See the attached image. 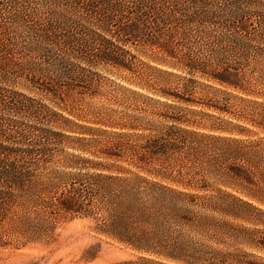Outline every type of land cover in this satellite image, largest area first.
I'll return each instance as SVG.
<instances>
[{
	"label": "trees",
	"instance_id": "16d2710c",
	"mask_svg": "<svg viewBox=\"0 0 264 264\" xmlns=\"http://www.w3.org/2000/svg\"><path fill=\"white\" fill-rule=\"evenodd\" d=\"M226 30L235 44L244 30L263 32L264 0H0V248L7 238L47 240L60 219L80 215L96 220V233L136 253L116 264H235L237 254L211 244L225 225L211 214L221 197L192 190L200 181L209 186L208 170L190 167L203 157L199 141L178 133L140 146L138 172L102 163H93L94 172L47 171L58 134L39 125L49 107L15 90L13 80L25 74L32 87L61 92V81L83 69L80 59L115 61V41L143 40L192 74L235 86L232 72L217 70L222 64L213 58ZM200 36L216 44L205 61L188 52ZM83 160L65 163L77 167ZM227 168L242 172V165ZM258 245L264 249V237ZM248 259L242 264H258Z\"/></svg>",
	"mask_w": 264,
	"mask_h": 264
},
{
	"label": "rangeland",
	"instance_id": "374dc122",
	"mask_svg": "<svg viewBox=\"0 0 264 264\" xmlns=\"http://www.w3.org/2000/svg\"><path fill=\"white\" fill-rule=\"evenodd\" d=\"M19 31L25 38L27 32ZM225 32L217 45L200 36L190 51L178 49L205 61L216 45L219 56L213 58L222 64L217 70L231 71L235 86L201 71L192 74L159 44L137 40L114 42L116 62L77 61L83 69L61 81V92L34 88L20 73L13 77L14 89L49 107L39 125L58 134L52 138L55 153L47 171L94 172L93 163H102L138 172L140 146L178 133L199 141L203 157L190 167L208 170L209 186L200 181L192 190L218 194L221 203L211 214L225 222L220 239L211 244L237 254L235 264H242V258L264 264V249L258 245L264 237V31H242L240 44ZM237 155L242 159H234ZM73 156L84 159L81 167L65 163ZM231 165H242V172L235 170L240 176L227 168ZM95 225L94 218L76 215L60 219L47 240L7 238L0 264H116L136 257L96 233Z\"/></svg>",
	"mask_w": 264,
	"mask_h": 264
}]
</instances>
